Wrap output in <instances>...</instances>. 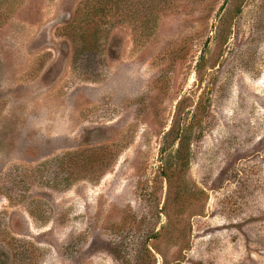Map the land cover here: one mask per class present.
<instances>
[{
	"label": "rangeland",
	"instance_id": "obj_1",
	"mask_svg": "<svg viewBox=\"0 0 264 264\" xmlns=\"http://www.w3.org/2000/svg\"><path fill=\"white\" fill-rule=\"evenodd\" d=\"M0 264H264V0L4 2Z\"/></svg>",
	"mask_w": 264,
	"mask_h": 264
},
{
	"label": "trees",
	"instance_id": "obj_2",
	"mask_svg": "<svg viewBox=\"0 0 264 264\" xmlns=\"http://www.w3.org/2000/svg\"><path fill=\"white\" fill-rule=\"evenodd\" d=\"M6 1H10V0H0V6L2 7V6H3V3L6 2ZM93 9H94V8H93ZM93 9H92L91 11H94ZM94 12H95L96 14L98 13V14H100V15L102 16V15H104V14H103V12H104V8H103V11L100 10V9H97V10H95ZM178 140H180L179 142L182 141L181 138H178ZM182 142H183V141H182ZM182 142H181V143H182Z\"/></svg>",
	"mask_w": 264,
	"mask_h": 264
}]
</instances>
